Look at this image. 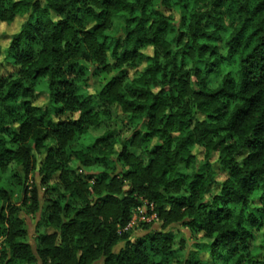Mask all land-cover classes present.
<instances>
[{"label": "clouds", "instance_id": "obj_1", "mask_svg": "<svg viewBox=\"0 0 264 264\" xmlns=\"http://www.w3.org/2000/svg\"><path fill=\"white\" fill-rule=\"evenodd\" d=\"M0 264H264V0H0Z\"/></svg>", "mask_w": 264, "mask_h": 264}]
</instances>
